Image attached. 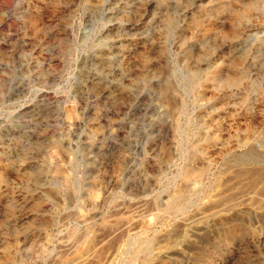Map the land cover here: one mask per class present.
<instances>
[{"label":"rangeland","instance_id":"obj_1","mask_svg":"<svg viewBox=\"0 0 264 264\" xmlns=\"http://www.w3.org/2000/svg\"><path fill=\"white\" fill-rule=\"evenodd\" d=\"M0 264H264V0H0Z\"/></svg>","mask_w":264,"mask_h":264},{"label":"bare ground","instance_id":"obj_2","mask_svg":"<svg viewBox=\"0 0 264 264\" xmlns=\"http://www.w3.org/2000/svg\"><path fill=\"white\" fill-rule=\"evenodd\" d=\"M253 181V180H252ZM241 187V186H240Z\"/></svg>","mask_w":264,"mask_h":264}]
</instances>
